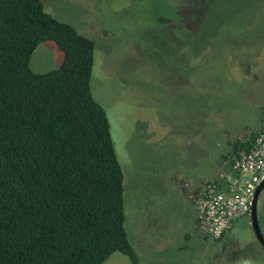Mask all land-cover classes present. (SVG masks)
Instances as JSON below:
<instances>
[{
	"label": "rangeland",
	"instance_id": "rangeland-1",
	"mask_svg": "<svg viewBox=\"0 0 264 264\" xmlns=\"http://www.w3.org/2000/svg\"><path fill=\"white\" fill-rule=\"evenodd\" d=\"M42 1L95 41L92 92L125 175V225L140 264H227L231 242L201 234L186 184L224 182L235 142L263 124L264 0ZM62 61L45 42L31 69ZM244 222L230 233L236 251H261ZM105 264L131 262L116 253Z\"/></svg>",
	"mask_w": 264,
	"mask_h": 264
},
{
	"label": "trees",
	"instance_id": "trees-1",
	"mask_svg": "<svg viewBox=\"0 0 264 264\" xmlns=\"http://www.w3.org/2000/svg\"><path fill=\"white\" fill-rule=\"evenodd\" d=\"M45 42L63 61L35 73ZM95 51L42 0H0V264H105L116 253L140 264L125 175L92 92ZM255 138L235 142L232 156Z\"/></svg>",
	"mask_w": 264,
	"mask_h": 264
},
{
	"label": "built area",
	"instance_id": "built-area-1",
	"mask_svg": "<svg viewBox=\"0 0 264 264\" xmlns=\"http://www.w3.org/2000/svg\"><path fill=\"white\" fill-rule=\"evenodd\" d=\"M233 159L234 174L228 175L224 184L206 181L196 188L186 184L199 230L214 240L247 215L258 186L264 182V121L251 146L241 149Z\"/></svg>",
	"mask_w": 264,
	"mask_h": 264
},
{
	"label": "flooded vegetation",
	"instance_id": "flooded-vegetation-1",
	"mask_svg": "<svg viewBox=\"0 0 264 264\" xmlns=\"http://www.w3.org/2000/svg\"><path fill=\"white\" fill-rule=\"evenodd\" d=\"M243 219L245 220L243 223L244 228L252 231L256 238L255 241L257 242L258 248H260L261 251L256 250L252 243L251 245H246L240 253L236 251L238 244L241 242H239L240 239L232 240L229 238L230 233L234 230L233 225V227L220 239L221 241L227 239L231 242L229 247L223 250L228 257V259H226L227 264H262L264 263V184L261 183L258 186L254 198L250 203L249 211ZM238 255L240 256L237 257Z\"/></svg>",
	"mask_w": 264,
	"mask_h": 264
},
{
	"label": "water",
	"instance_id": "water-1",
	"mask_svg": "<svg viewBox=\"0 0 264 264\" xmlns=\"http://www.w3.org/2000/svg\"><path fill=\"white\" fill-rule=\"evenodd\" d=\"M262 184H264V182Z\"/></svg>",
	"mask_w": 264,
	"mask_h": 264
}]
</instances>
